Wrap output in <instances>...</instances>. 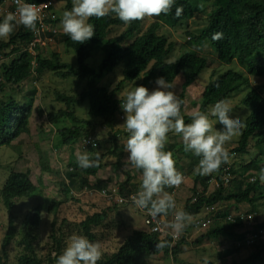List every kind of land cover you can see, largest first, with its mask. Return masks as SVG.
Returning a JSON list of instances; mask_svg holds the SVG:
<instances>
[{
  "label": "trees",
  "instance_id": "trees-1",
  "mask_svg": "<svg viewBox=\"0 0 264 264\" xmlns=\"http://www.w3.org/2000/svg\"><path fill=\"white\" fill-rule=\"evenodd\" d=\"M6 0H0V7L5 4ZM33 3H44L48 0H26ZM65 3V10H71V0H56ZM205 0H175V5L167 14L155 17L144 31V20L124 23L115 14H111L102 19L90 18L89 22L95 26V36L83 44L73 42L66 34H59L54 40L63 43L67 50H72L77 56V66L62 63L58 54H52V57L44 58L37 53L35 56L29 48L33 42L32 31L23 25L16 26L9 42L0 45V55L7 50L11 52L4 54L5 57L11 58L9 64H3L2 80L0 82V92L4 90L5 85L20 86L34 74L41 76L49 72L61 79L76 78L80 82H86V88L79 98L57 93V101L64 103L66 110L51 112L49 121L56 129L62 146L72 147L78 143L82 144L84 139L95 138L97 136L98 126L87 120H80L74 110L75 107L89 102L88 115L92 119H100L101 124L108 128H114L120 121L119 115L122 114L121 103L117 99L119 91L125 83H134L141 78V85L149 87L155 83L158 77H164L172 85L178 78H182L183 93L181 100L184 101L188 89L195 84L196 80L202 73L209 69L208 60L201 57L195 51L187 50L186 53L179 56L175 61H171L175 46L169 42V39L161 34L164 25L177 28L184 26L185 21L194 18L193 16L201 11L202 4ZM214 9L209 17V24L199 36L191 38L192 45L202 47L209 43L215 50L217 59L222 66H231L239 64L249 72L251 76L263 77L264 68L254 67L251 61L264 53V0H214ZM183 7L182 14L175 15L176 7ZM59 23L61 18H59ZM126 28L120 35H115L114 30L117 28ZM222 33L223 38L213 40L214 33ZM186 35L192 36L191 33ZM102 46L106 51V56L98 68L89 65L88 60L92 57L94 48ZM39 47L36 48V52ZM122 63L125 64V78L119 84L117 89L111 91L107 87H100V82L107 75L112 74ZM151 67V68H150ZM248 79L244 73L234 69L218 74L212 73L209 84L205 87L200 103V111L207 112L214 104L221 99L230 100L234 94L240 93L248 84ZM34 93L31 92L30 98H25L19 102L13 96L7 101L0 102V147L11 146L23 135L28 134L30 130V120L34 111ZM264 93L258 90H251L242 100L244 107L250 111V115L245 121V127L242 132L239 146L230 152V155L239 154L247 155L248 148L252 141L255 140V148L259 150V156H256L250 163L243 165V172L229 169L232 175H239L241 180H231L232 188L228 189V184L223 180L225 174L224 165L219 169L217 177L218 189L208 195L209 184L212 177H203L197 175L193 188V196L188 200L183 208L192 214L193 218L198 217L205 207L218 206L222 203H235L237 205L248 204L252 208V213L258 211V205L264 200V184L257 176L255 182L250 178L254 177L250 173H259L263 163L264 156ZM196 105V104H194ZM186 123L191 122V117L183 116ZM71 120L70 127L59 128L56 125L61 120ZM96 139V138H95ZM98 142V140L96 139ZM113 142H117V135L113 137ZM99 144V142H98ZM176 146L165 147L166 151H174ZM72 149L71 159L68 170L65 174V181L62 185V194L64 199L58 202H52L50 209L44 205H38L32 209L25 218L22 228L16 225L14 210L17 200L20 198H33L43 195L40 189L42 180L37 186L31 178L30 171L12 172L6 180L0 191L2 203L9 214V227L3 239L0 264H10L9 248L18 239V245L26 249L28 256H22L18 264H56V259L64 250V241L62 236L56 232L57 218L52 222V233L50 239L56 245V254L54 258L43 262L38 257L36 243L38 241V230L40 227L41 217L47 209L50 214L56 211L70 200H75L73 191H80L85 188L103 191L108 184L98 181L91 185L89 179L98 177L99 173L107 166L104 163L105 155H101L100 164L95 168L82 169L78 166L76 157ZM180 152V151H179ZM113 155L118 157L117 165L122 163V154L115 148ZM200 159V157H198ZM42 172H50L51 168L47 160L41 159ZM178 167V163H176ZM142 171V170H141ZM237 178V177H236ZM131 183L129 178L121 185V195L129 198L133 190L128 188ZM199 184L203 191L198 189ZM196 200V201H194ZM229 214H218L215 220L218 224L214 229L204 234L197 240L201 244L206 239H216L221 236H228L237 242L245 240V235H236L234 230L242 228L243 224L238 220L235 223L227 222ZM108 218V212H102L87 217L85 221L79 224L81 232L91 241H96L97 236L94 229L100 227ZM214 222V223H215ZM221 222L225 223L222 225ZM213 223V224H214ZM215 224V225H216ZM211 227V226H210ZM188 230L187 228L185 229ZM161 240H167L170 247L163 250H157L156 244ZM189 245L186 237L174 245L173 238L167 235L162 238L159 234L150 230L136 231L127 238L125 243L119 248L117 253L107 260H99L97 264H149V260L156 256H172L175 264H185L180 260L182 247ZM237 250V249H236ZM238 251V250H237ZM264 250L257 255L247 259V262L254 264L260 262L264 264Z\"/></svg>",
  "mask_w": 264,
  "mask_h": 264
},
{
  "label": "rangeland",
  "instance_id": "rangeland-1",
  "mask_svg": "<svg viewBox=\"0 0 264 264\" xmlns=\"http://www.w3.org/2000/svg\"><path fill=\"white\" fill-rule=\"evenodd\" d=\"M55 11L59 18L62 17V12L65 11V3L55 0ZM214 0H205L202 4L201 11L195 14L192 19L185 21L184 26L173 28L164 25L161 30V34L169 39V42L174 44L175 49L171 61H175L187 50L195 51L201 57L208 60L209 69L205 70L202 75L196 80L185 94L184 103L181 106V112L183 116L191 117L192 112L200 109V103L202 100V94L205 87L211 80L212 73L217 72L221 74L228 70L234 69L244 73L248 79V84L244 90L240 93L234 94L229 100L233 108L230 116L240 117L244 123L247 117L250 115V111L247 110L242 104V100L249 94L251 90H258L260 93H264V76L254 77L243 68L241 65L233 64L231 66H222L215 51L212 49L209 43L204 44L202 47L192 45L189 42L191 38L199 36L201 32L208 26L209 17L214 9ZM12 10L9 4H3L0 7V21L3 17ZM155 21V17H147L144 19L145 31L147 27ZM19 26V25H17ZM126 28H117L114 30L115 35H120ZM60 34H64L62 25L59 26ZM191 33L192 36L186 35ZM11 36L7 39H0V45L5 42H9ZM59 38V37H58ZM57 40L47 41L45 44L39 47V50L33 54H41L44 58H51L52 54H58L61 62L77 66V56L74 51L67 50L63 43ZM11 49L5 50L0 55V78L2 80L1 66L3 64H9L12 59L16 57L13 55L10 59L5 57L4 54L11 52ZM106 56V51L102 46L94 48L92 51V57L88 60L89 65L94 68H98ZM254 67L264 68V53L254 58L251 63ZM151 68V67H150ZM125 64L122 63L112 74L106 75L100 82V87H107L113 91L117 89L119 84L125 78ZM141 78L134 83H125L122 89L119 91L117 99L124 101L127 91L131 90L135 86L141 85ZM4 81L2 80V83ZM184 81L180 77L173 84V90L177 96L181 99L183 93ZM157 85L152 83L147 87L150 91ZM4 90L0 92V102L7 101V99L13 96L19 102H23L25 98H30L31 92L34 93L33 104V116L30 120V130L28 134L23 135L19 140L14 142L11 146L0 147V191L3 185L6 183L7 178L12 172H27L30 171L32 181L39 186V181L42 180L40 189L43 191L42 196L33 198H20L17 200L16 208L14 210V216L16 217V225L18 228H22L26 215L38 205H44L47 209H50L52 202H58L63 200L62 183L65 181V174L68 170L72 149H74V156L76 157L78 152H82L81 144L72 147L62 146L60 144V138L56 129L49 121V114L51 112H58L60 110H66L67 106L57 101V93H61L67 96H73L79 98L86 88V82H80L76 78L61 79L53 73L46 72L41 76L34 74L32 78L23 83L20 86L5 85ZM264 96V95H263ZM196 104V105H194ZM77 117L80 120L92 121L98 126L97 136L95 137L99 142V151L101 155H105L104 163L106 168L101 171L96 178H90L91 185L96 184L98 181L108 184L107 188L110 191L108 197L102 195V191L85 188L80 191H73V197L75 200H70L68 203L62 205L54 214L47 209L43 212L40 222V227L37 232L39 238L36 243V250L38 257L47 262L48 259L54 258L56 254V245L50 239L52 233V222L57 218L56 232L59 236H62L65 243L73 233H82L79 224L86 220L87 217L93 216L97 213L108 212V218L98 228L94 229L97 236V240L102 245L103 255L100 260H107L112 257L119 248L125 243L128 237L133 235L136 231H147L149 228L146 225L145 213L138 209L134 204L120 206L117 205L111 195L113 191L120 190L121 185L125 183L129 178L131 183L128 188L133 190L134 195L140 187L142 171L132 168L126 164L128 153L125 150L126 142L128 139V133L126 132L123 124L125 121L117 122L114 128L104 127L101 124L100 119H92L88 115L89 102L84 103L81 106L74 108ZM122 114L126 116L125 112ZM214 128L222 130L223 125L219 122L215 123ZM71 120H61L58 125L59 128L70 127ZM244 128L242 129L243 132ZM242 132L239 136L234 137L232 141L225 145L229 152H232L239 146ZM117 135V142H113V137ZM169 139L166 147L176 146L174 151V158L178 163L177 169L184 174V181L179 186V189L166 188L169 193L175 194L177 206L184 208L188 200L193 196L194 181L197 175L194 174V169L198 165L199 158L191 152H185L183 150L182 138L175 133H169ZM117 148L118 152L122 154V163L117 165L118 157L113 155V150ZM97 150H87L89 152H95ZM180 151V152H179ZM259 150L255 148V140L251 142L248 148L247 155L233 154L230 163L225 164L224 168H231L235 171L243 172L242 166L250 163L256 156L260 157ZM47 160L50 165V172H42L41 159ZM264 167V156L261 168ZM219 172H215L211 175L212 180L209 184L208 195L215 192L218 189L217 177ZM256 179L258 174L256 172L250 173ZM207 177V176H203ZM232 181L235 179L241 180L239 175H232ZM237 177V178H236ZM253 182V177L250 178ZM68 183V182H67ZM66 183V184H67ZM202 185L199 184L198 189L203 191ZM228 189L232 188V183L228 184ZM218 214L222 215L225 212L228 214L247 213L254 216V220L251 223L244 224L242 228L235 229L236 235H245V237L252 235L253 233H261L264 236V200L258 205V211L252 213V208L248 204L237 205L233 202L222 203L217 207ZM169 221L172 216L169 215ZM9 214L5 209L1 197H0V253L3 239L7 233L9 227ZM217 222V221H216ZM211 225L207 230H200L195 227L193 223L187 227V231L181 235V240L186 237L189 245L182 247V255L179 256L185 264H250L247 259L253 255H257L264 250V239L257 240L252 246H237V241L228 236H221L216 239H206L201 244H197V240L210 230L214 229L218 224ZM223 222H221L222 224ZM216 224V225H215ZM222 225H225L223 223ZM20 239L11 245L9 248L10 264H18L19 259L22 256H28L29 253L26 249L18 245ZM180 240V241H181ZM179 241V242H180ZM178 243V242H177ZM175 245V244H174ZM238 251H237V250ZM264 258V254H263ZM263 263V262H262ZM261 261L254 264H262ZM149 264H175L172 256H156L149 260Z\"/></svg>",
  "mask_w": 264,
  "mask_h": 264
},
{
  "label": "clouds",
  "instance_id": "clouds-1",
  "mask_svg": "<svg viewBox=\"0 0 264 264\" xmlns=\"http://www.w3.org/2000/svg\"><path fill=\"white\" fill-rule=\"evenodd\" d=\"M14 2L15 11L8 12L0 21V39H7L17 25L38 32L41 7L26 0ZM71 3V10L62 12V30L73 42L83 44L96 35L94 24L89 22L92 17L102 19L115 14L124 23L141 21L147 17L167 15L175 5V0H71ZM182 12V6L175 8L177 17ZM222 38L223 34L219 32L212 36L217 41ZM155 84L157 86L151 91L143 85L135 86L127 91L121 103L126 114L123 126L128 133L125 163L142 170L139 190L131 197L134 205L147 210L152 220L159 221L171 215L172 219L166 227L170 229L173 239H177L193 223L194 218L177 206L174 193L165 190L178 188L185 179L176 167L173 152L165 150L168 134L180 136L183 150L200 157L194 174L208 176L219 171L222 165L230 163L232 157L225 145L241 134L245 123L240 117L230 116L233 108L228 99L217 101L207 112L193 111L191 122L186 123L181 112L184 101L177 96L173 85L164 77H158ZM122 115H119V119ZM213 118L215 123L223 125L222 130L214 128ZM92 147L95 149L97 145L93 143ZM100 160L99 150H85L76 155L77 164L82 169L98 167ZM258 177L264 184V167L260 169ZM166 247H170L167 240L156 244L157 250ZM102 255L99 241H91L83 233H73L56 259V264H97Z\"/></svg>",
  "mask_w": 264,
  "mask_h": 264
},
{
  "label": "built area",
  "instance_id": "built-area-1",
  "mask_svg": "<svg viewBox=\"0 0 264 264\" xmlns=\"http://www.w3.org/2000/svg\"><path fill=\"white\" fill-rule=\"evenodd\" d=\"M28 3H33V2H28ZM55 3H56L55 0H48L40 4L36 3L38 6L41 7V14H40V20L37 22L38 32L34 33L32 31L33 42L31 43V46L29 48L32 54L33 52L36 53V48L45 44L47 41H50V39L54 40V37L60 34L59 26L61 25V23H59L58 21L59 17L54 9ZM5 4H9V7L12 8L11 10L12 12L15 11L16 5L14 0H6ZM33 55L35 56V54ZM0 82H2L1 78H0ZM120 119L124 121L125 115H122ZM93 143L97 145L95 149L92 147ZM81 148L84 151L90 149L97 150L99 149V144L95 138H87L83 140L81 144ZM231 178H232L231 174L226 170L224 182L226 184L230 183ZM176 189H179V187ZM109 193L110 191L108 192V190L102 191V195H104L105 197H108ZM132 196L133 195H130L129 198H127L123 195H120L118 193V190L115 189L113 191V194L111 195V198L115 197L113 199L116 200L115 202L117 203V205L125 206V205L134 204L131 200ZM216 207L217 206L205 207L204 211L198 217L194 218L195 227L204 231L209 229L210 226L215 222V220L218 219V212ZM141 211L145 213L146 225L151 232L159 234L162 238H165L167 235L172 237V235L170 234V229L166 227V224L170 222L168 216L161 218L159 221H156V220H152L147 210H141ZM238 220L244 225L251 223L254 220V216L252 214H247V213H238L234 215L229 214L226 218V221L231 223H235ZM260 239H264V236L261 233L259 234L256 232L248 236L245 240L239 241L237 243V246L238 247L252 246L256 243L257 240ZM180 240H181V236L177 239H173L174 244H176Z\"/></svg>",
  "mask_w": 264,
  "mask_h": 264
},
{
  "label": "bare ground",
  "instance_id": "bare-ground-1",
  "mask_svg": "<svg viewBox=\"0 0 264 264\" xmlns=\"http://www.w3.org/2000/svg\"><path fill=\"white\" fill-rule=\"evenodd\" d=\"M229 169H230V168H226V169H225V174H226V170L230 173ZM225 174H224V176H223V180H224ZM230 174H231V173H230ZM231 176H232V174H231ZM231 180H232V178H231ZM118 193L121 195L120 190H118Z\"/></svg>",
  "mask_w": 264,
  "mask_h": 264
},
{
  "label": "crops",
  "instance_id": "crops-1",
  "mask_svg": "<svg viewBox=\"0 0 264 264\" xmlns=\"http://www.w3.org/2000/svg\"><path fill=\"white\" fill-rule=\"evenodd\" d=\"M238 243V242H237Z\"/></svg>",
  "mask_w": 264,
  "mask_h": 264
}]
</instances>
